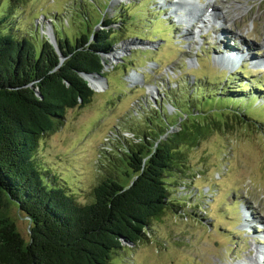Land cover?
<instances>
[{
	"label": "rangeland",
	"instance_id": "obj_1",
	"mask_svg": "<svg viewBox=\"0 0 264 264\" xmlns=\"http://www.w3.org/2000/svg\"><path fill=\"white\" fill-rule=\"evenodd\" d=\"M101 14L123 39L104 55L107 83L91 80L98 84L92 101L69 109L57 130L43 135L37 161L85 203L115 171L112 150L156 131L158 107L178 123L175 132L176 109L191 103L197 111L204 103L206 118L197 119L221 124L184 146L185 162L168 174L176 206L111 264H264V64L252 66L264 61V0H23L11 7L8 29L20 36L39 29L42 39L52 31L58 43L54 19L72 35L86 15L91 26ZM232 39L246 54L237 69L218 58L233 50ZM240 111L256 120H238ZM9 215L29 240L27 216L16 204Z\"/></svg>",
	"mask_w": 264,
	"mask_h": 264
},
{
	"label": "trees",
	"instance_id": "obj_2",
	"mask_svg": "<svg viewBox=\"0 0 264 264\" xmlns=\"http://www.w3.org/2000/svg\"><path fill=\"white\" fill-rule=\"evenodd\" d=\"M21 1L0 0V264H111L128 245L146 240L152 221L176 206L168 174L185 162L184 146L197 144L221 121H199L206 118L204 103L195 106L197 111L187 103L175 111L180 129L173 132L178 123L158 107L160 123L150 120L156 131L143 133L121 152L112 150L120 164L81 202L69 186L49 178L35 153L39 140L57 130L69 109L92 101L96 92L82 74L106 77L104 55L123 39L109 14L91 26L86 15L85 27L72 35L54 19L58 48L42 39L39 29L20 36L8 29V21L11 7ZM202 97L216 106L214 99ZM242 107L248 111V105ZM235 115L255 119L245 111ZM14 204L29 217V240L9 215Z\"/></svg>",
	"mask_w": 264,
	"mask_h": 264
},
{
	"label": "water",
	"instance_id": "obj_3",
	"mask_svg": "<svg viewBox=\"0 0 264 264\" xmlns=\"http://www.w3.org/2000/svg\"><path fill=\"white\" fill-rule=\"evenodd\" d=\"M50 41L55 45V47H57L58 48V46H57V43H56V37H55V35L53 34V32L51 31L50 32ZM62 58H63V56H62ZM107 60H109L108 59V56H106L105 57V65H107L108 63H107ZM83 75V77L88 81V83H89V85L96 91V89H95V87L91 84V80L92 79H97V80H99V81H102L103 83H107V78L104 76V75H102L101 73H96V74H94V73H83L82 74ZM39 95H41L40 93H39ZM28 219H29V217H27ZM31 228V223H30V225H29V229Z\"/></svg>",
	"mask_w": 264,
	"mask_h": 264
},
{
	"label": "bare ground",
	"instance_id": "obj_4",
	"mask_svg": "<svg viewBox=\"0 0 264 264\" xmlns=\"http://www.w3.org/2000/svg\"><path fill=\"white\" fill-rule=\"evenodd\" d=\"M218 15V14H217ZM221 15V14H220ZM222 35V34H221ZM225 38H229V35H226L225 36ZM224 38V39H225ZM222 39L223 38H220V40L222 41ZM228 46V45H227ZM238 48L241 50L242 48H240L239 46H238ZM246 55V54H245ZM245 55L244 56H242V57H239L238 55V57H239V59H243V58H246L245 57ZM223 56H225V57H223ZM114 58V57H113ZM220 60H222L225 64L227 63V66L226 67H230V69L231 68H233L235 65H236V62H234L237 58H235L234 57V55L233 54H231V53H221L220 54V56L218 57ZM229 60V61H228ZM234 60V61H233ZM226 61H228V62H226ZM237 62H238V59H237ZM229 63H231V65L229 64ZM94 81V80H93ZM93 86H95V88H97L98 87V84H95L94 82H93V84H92ZM100 87V86H99ZM154 87V86H153ZM101 88V87H100ZM101 90V89H100ZM99 91V90H98ZM243 218L245 219V216H243Z\"/></svg>",
	"mask_w": 264,
	"mask_h": 264
}]
</instances>
